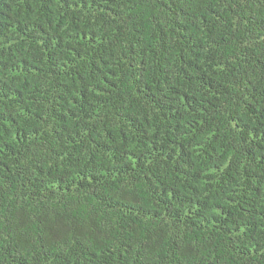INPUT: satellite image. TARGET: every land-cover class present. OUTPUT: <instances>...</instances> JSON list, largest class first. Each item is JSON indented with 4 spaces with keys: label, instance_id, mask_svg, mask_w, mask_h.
I'll use <instances>...</instances> for the list:
<instances>
[{
    "label": "trees",
    "instance_id": "obj_1",
    "mask_svg": "<svg viewBox=\"0 0 264 264\" xmlns=\"http://www.w3.org/2000/svg\"><path fill=\"white\" fill-rule=\"evenodd\" d=\"M0 264H264V0H0Z\"/></svg>",
    "mask_w": 264,
    "mask_h": 264
}]
</instances>
